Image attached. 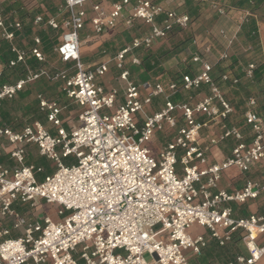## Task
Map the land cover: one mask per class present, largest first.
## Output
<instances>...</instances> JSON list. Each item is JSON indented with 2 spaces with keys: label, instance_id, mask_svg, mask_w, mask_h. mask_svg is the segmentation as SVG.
<instances>
[{
  "label": "built area",
  "instance_id": "obj_1",
  "mask_svg": "<svg viewBox=\"0 0 264 264\" xmlns=\"http://www.w3.org/2000/svg\"><path fill=\"white\" fill-rule=\"evenodd\" d=\"M194 1L206 2L219 17L238 11L227 0ZM238 13L241 23L251 16L246 10ZM57 16L59 20L35 16L32 26L60 32L54 52L67 67L33 71L30 58L39 64L46 62L39 50L40 37L32 38L28 50L18 48L14 41L21 22L7 20L0 13V38L12 55L7 61L0 59V80L7 69L17 65L24 73L12 84L0 82V106L44 77L61 81L66 98L82 108L77 126L67 131L62 127L61 107L39 95V108L56 129L55 136L39 122L18 131L0 127V137L6 140L9 158L15 163L12 169L0 163V219L20 233L10 237L9 228L0 224V264H189L187 252L200 256L207 246L202 236L192 238L187 233L193 224L205 228L219 246L231 242L233 236L243 242L247 255H238L228 264L257 263L264 256V215L236 217L229 204L256 200L264 193V178L245 180L233 192L218 189V183L230 167L244 174L264 163V118L252 109L250 98L242 115L250 138L244 140L239 128L227 126L233 108L211 76L212 65L207 60L211 42L193 39L195 74H181L166 87L156 81L136 84L125 69L127 54L150 48L176 29L186 28L187 14L165 9L154 0H64ZM136 22L148 26L149 33L134 37L114 57L117 79L124 85L120 102L116 89L107 90L97 83L107 72L108 62L82 63L80 33L88 26L97 37L119 28L129 30ZM219 35L225 46L218 60L226 64L235 39L227 38L222 29ZM131 63L139 65L140 61L134 57ZM253 70L254 65L248 64L244 79L251 80ZM219 81L237 83L229 71ZM202 86L208 94L194 105L169 99L179 91H196ZM159 96L164 97L162 107L145 116L144 107ZM211 125H217L220 132L209 134V145L228 138L236 144L225 160L207 165V147L200 143V132ZM166 129L173 132V138L154 156L148 143ZM31 145L55 166L42 181L36 178L42 169L24 163L25 148ZM68 158V163L61 161ZM36 199L55 205L60 221L52 222L46 216L30 220L14 208L32 207ZM260 237L262 242H258ZM144 254L152 260L145 261Z\"/></svg>",
  "mask_w": 264,
  "mask_h": 264
},
{
  "label": "crops",
  "instance_id": "obj_2",
  "mask_svg": "<svg viewBox=\"0 0 264 264\" xmlns=\"http://www.w3.org/2000/svg\"><path fill=\"white\" fill-rule=\"evenodd\" d=\"M155 2H157V1H155ZM63 3H64V0L61 3H58L57 5L60 6V5H63ZM157 3H161V2L158 1ZM161 5L163 6V4H161ZM200 5L203 6V5H208V4H205L204 2H199L198 6L200 7ZM18 6H20V2H18V1H17V3H15V0H0V13H2V15H4V17L7 20H11V21L12 20H18L21 22L22 29L19 32H16V37H15L14 42L18 48L28 50L33 45L32 38L34 36L40 37L38 34H36L32 30V29L38 28V27L32 26V21L35 18V16L40 15L43 17L44 20H46L48 18L57 19V17L55 14L53 15V14L45 11L46 8H43L44 5H41V7L43 9L41 14H39L37 12H33V13L31 12V14H30L31 20L29 19V21H27V19H25V18L23 19L24 21L19 20L18 19L19 15L21 13H26V12H25V10L18 11V12L15 11V9ZM163 7L165 9L175 11L171 8H166L165 5ZM57 8H56V11H57ZM175 12L179 13L178 11H175ZM12 13H13V15H12ZM179 14H185V13H179ZM238 15H239L238 11H228L225 16L218 17L212 26L214 29L221 28V26L224 27V28H222V30L225 31L227 38H233L234 37V39L236 40L237 34L240 32V27L243 24L239 21ZM57 20H59V19H57ZM27 22L30 23V27H29V29H26V31H25L24 27L25 26L27 27ZM252 22L254 23V25L256 27L257 36H258V40H259V56L264 58V21H262L261 19H259L257 17L255 19H253ZM139 27L143 28V30H141L140 33L138 31H136L137 28H139ZM133 28H135V29H133ZM43 29H47L51 32H54V31H52L46 27H43ZM30 31H32L33 33ZM125 32H130L129 40H126L122 36ZM89 33H91V32H90L89 27L87 26L80 33V40H81V38L84 39V37L87 38ZM148 33H149V27L148 26L143 25L139 22H136L135 25L129 30H123L122 28H119V29H116L114 31H109V32H106L105 34L101 35L100 39H102V40H100V42H98V43H94L92 45L90 44L89 45L90 50H87V54L82 52V49L80 46V58H81L82 63L85 64L86 66H92L93 64H97L100 62H108L107 72L101 78L97 79V83L100 84L101 86H103L107 90L108 89L109 90L110 89H116L118 92V97H119L120 102H122L124 85L122 82H120L117 79L118 70L115 68L114 57L116 56V54L120 50H122L125 46L129 45L131 40L134 37L146 36ZM28 34H31L30 38L27 37ZM89 38H90L89 41H92L93 38H95V37H89ZM196 39L197 40H204V39L207 40L208 39L210 42V39L208 36L196 38ZM40 40H41V44L39 46V50L45 56L46 62L44 65H41L43 63L39 64L34 59L30 58L28 60V64L30 65V67L33 71L37 70L38 68L49 69L51 67L49 65L51 63H53V61L48 60L47 54L43 49L41 37H40ZM3 43L7 47V51H8L7 52L8 56L6 59L9 60L12 58V55L10 54V52L8 50L7 43L4 41H3ZM57 44H58V42L55 43V45H53V47H52V52L54 53L55 59L58 58L57 54L54 52V47ZM97 44L101 45L100 46L101 49L98 50L99 53L94 52V51H96L94 48L97 46ZM195 51H196V49L194 50V52ZM164 52H167V51H166V48L162 46V47L158 48V50L155 53H153L154 54L153 57L156 58L158 55H160ZM194 52L189 53L190 63H191V57H192ZM137 53H138L137 50H134L132 53L127 54V56L125 58V69L129 72L130 80L136 84H141V83L148 82V81H156V82H159L163 86L166 87L167 84L171 80L170 79L164 80L165 79L164 77L156 76V74H155L156 70L155 69L156 68L159 69L160 67L161 68L164 67V69H166L165 68V67H167V66H165L166 64L169 67H173L174 69H177L176 60H174V58L168 59L167 60L168 63H162L160 60H158L157 67H155L150 72H144V67L141 64V58H140L141 56L140 57L137 56ZM110 56H112V57L110 58ZM0 57H1V55H0ZM134 57L139 59V61H140L139 65H133L131 63V59ZM152 63L153 62H151V64ZM61 65H62V67H60V68L67 67L66 65H63V64H61ZM162 65H163V67H162ZM191 65H192L191 68L195 69L194 64L191 63ZM110 71H112L111 76H109ZM161 72H163V71L161 70ZM134 73L137 75V79L134 78V76H133ZM167 73H168V71H167ZM8 74L13 75L12 81H9L6 79ZM23 76H24V73H23L22 66L17 65L13 69H7L4 72V75L1 78L3 81L1 83L12 84V83L16 82L18 79L22 78ZM62 87H63V83L61 81H53V80L46 79L44 77H41V78L37 79L36 81H34L30 84H27L25 86V88L22 91H20L19 93H17V95L14 98L3 101V102H6L7 105H9V107H10V111L8 113L9 121L7 124L4 122L3 123L0 122L1 123L0 127H5V128L12 129L14 131H18L23 126H25L27 124H33L34 122H39L43 125L45 130L50 135L55 136L56 135V129L46 120L45 112H42L39 108V100H38L39 95L42 96L43 99H45L47 101H53L61 107L62 110H61V114H60V119L62 121V127L65 130L69 131L73 127H76L77 126V117L80 114V112L82 111V108L79 107L78 105H76L75 103H73L68 98H66V96L62 90ZM203 90L207 91L206 86H202L200 90L189 91V93L194 94V98L192 101L193 103L195 101L201 100L204 96H206L208 94V91L206 93ZM182 92H186V91H179L178 93L171 95L169 97V99L173 103H179V104L182 102H189L190 97L184 98V97L180 96V93H182ZM224 93H227V91L223 92V94ZM15 98L17 100H13ZM2 103H1V106H2ZM163 103H164V97L163 96H159V97L155 98L150 105L144 107V115L148 116V115L152 114L153 112L157 111L158 109H160L162 107ZM185 104H188V103H185ZM1 106H0V108H1ZM246 106H247V102H245V107ZM19 109L21 111H24V113H26V114L28 113V111H31V114L23 122H20V124H16V120H18L20 118V110ZM236 118L237 117L235 116V111L233 109L232 114L228 117V119L225 121V123L227 124V126H235L238 128L237 124L233 125L234 123H236ZM240 118L242 119V116H240ZM204 119H205L204 117L199 118V120H204ZM46 123H48L50 126H48ZM242 125H244L243 119H242ZM239 130L242 133L244 140L247 141L250 138V130L246 133V135L243 134L240 127H239ZM165 132H167L171 135L170 139L167 142L163 143V145L160 149H158V150L150 149L152 155L156 156V154H158V152L168 142H170L172 140L173 132L171 130H167V129H166V131H163V133H165ZM206 132H210L211 134L218 135L220 132V128L217 125H211L208 130H202L200 132V143L204 148L207 147V149L205 151L207 165L220 163L223 160H225L227 157H229V155L232 151V148L236 144V141L232 138L222 140V141L218 142L217 145L212 146L213 148L211 150L210 149L211 145H209V143H208L210 137L208 136V139L205 138ZM160 133H162V132L155 133L150 142L154 141V142H156V144H158V142L156 140V138H157L156 136ZM156 146L157 145H155L154 147H156ZM8 152H9V146L6 143V140L4 138L0 137V163L3 164L6 168L12 169L15 166V163L13 160H11L9 158ZM25 153H26L25 162H24L25 165H34L35 167H38L41 169L44 167L42 169V172H44L45 166L36 165L38 158H43V157L38 155L36 147L32 146V145L27 146L25 148ZM49 168H51V167L49 166ZM42 172H40V173H42ZM53 172L54 171H52V173ZM52 173H50L49 175H51ZM39 174H36V178L38 181H42V180H39L37 177ZM241 174H242L241 176L236 177L234 175L225 176L223 173L221 176V179H220V184L222 186H224L223 188L228 189L227 190L228 192H233V191L239 190L242 187L245 180L249 179V180H254V181H262L264 178V163H259L250 172L244 173V174L241 173ZM49 175H46V176H49ZM218 189H220V188L218 187ZM229 205L231 207H233V213H234V216H236V217H246L250 214L264 215V193L262 192L256 200L248 201L246 204H243V205L229 204ZM27 206L28 205H15L14 208H15V210H16V208H19L20 209L19 213H21L22 215L25 216L24 211H25V208ZM41 217H37V218H41ZM25 218H28V217L25 216ZM30 220H32V219H30ZM0 224L9 228L10 237H16L20 234L19 231L13 230L11 228V225L9 222L2 221L0 219ZM13 232H15L14 235H13ZM189 236L192 238H195L197 236H202L207 241V246L201 250L200 256H195L191 252H187L189 264H228V263H233L235 261L236 256H238V255H242V256L247 255V252H246V249L244 247L243 242L240 241L237 236H233V240L231 242L227 243L225 246H219L215 240H212L210 235H209V232L206 229H205V232L203 231V232L195 234V235L189 234ZM258 242H262L261 237L258 238ZM255 264H264V256Z\"/></svg>",
  "mask_w": 264,
  "mask_h": 264
},
{
  "label": "rangeland",
  "instance_id": "obj_3",
  "mask_svg": "<svg viewBox=\"0 0 264 264\" xmlns=\"http://www.w3.org/2000/svg\"><path fill=\"white\" fill-rule=\"evenodd\" d=\"M17 1L20 2V6H23L25 12L27 13V16H26L27 21H29V19L31 20L30 14H31V12L32 13L35 12L33 10V7L35 4H37L35 2V0H17ZM39 1L40 0H37V2H39ZM154 1H157V2L160 1L161 2L160 4H163V6L165 5L166 8H171L175 11H178L179 13H186L188 7H190L187 4H185L184 0H154ZM207 1H209V0H207ZM218 1H222V0H218ZM58 3H61V1L60 0H45L44 6H45L48 13H51L53 15L55 14L56 17H58L57 11H56V8L58 7V5H57ZM204 3L207 4L206 2H204ZM210 8L211 7L209 5H203V6L200 5V7L193 13V15H191L190 22L188 23L186 28L176 29L171 34H169V36L166 39L160 40V41H155L151 45V47L149 48V51L152 53H155L158 50V48H160L162 46L166 48L167 52H164V53L157 56V57H159V60L162 63H168L167 60L173 59V58L177 62V64H176L177 69H174L173 67H169L167 64L165 65V66H167V67H165L166 69H164L163 65H162L163 68H161V67L159 69L156 68L155 69L156 70L155 71L156 76L164 77L165 78L164 80H169V79L172 80V79H175L176 73H178L182 68L191 67L192 62L190 63L189 53H192L195 50L191 40L196 39V38H201V37H205V36L209 37L210 42H211V52H210L209 56L207 57V60L211 63H215L217 61L219 54L221 52H223L224 46H225L224 40L219 35V30L224 28V27L221 26V28H218V29L213 28L212 25L215 22V20L219 17V15L216 14L215 11L212 10V8L211 9ZM133 29H135V28H133ZM32 30L36 34H38V32H39V33H42L41 35H47V36H50V35L55 33V32H51L47 29H43L42 26L38 27L37 29L35 28ZM141 30H143V28L139 27V28H137L136 31H138L140 33ZM30 32H32V31H30ZM30 36H31V34H28L27 37L30 38ZM122 36L126 40H129L130 32H125ZM89 37H93L92 33H89L87 38H85V37H84V39L81 38V41H82L81 42V49H82V52L86 53V54H87V50H90L89 49L90 44L92 45V44L98 43V42H100V40H102V39H100V36H97V38L95 37V38H93L92 41H89L90 40ZM100 46L101 45L97 44V46L94 48L96 51H94V52L99 53L98 50L101 49ZM238 46L240 49L239 53L234 51V49H232V48L229 49V53L232 54V52L233 53L235 52V54H237V56L239 58H244V60L249 61L250 58H252V54L246 53L244 51L245 49L243 50L244 46L242 45V38L238 39ZM43 49L47 54L48 60L53 61V63H51L49 65V66H51L50 68L52 70L54 68L59 69L60 67H62V65L58 62V58L55 59V56H54V53L52 52L51 46H44ZM7 52H8L7 47L5 46V44L3 43V41L0 38V55L1 56H8ZM142 53H144V52L143 51L138 52L137 56H142L143 55ZM111 57L112 56H110V58ZM224 66H226L225 63H219V66L215 65L213 72H212V76L215 79L219 77L220 72H221L220 70ZM194 68H196V65H194ZM161 70L163 72H161ZM167 71H168V73H167ZM111 74H112V71H110L109 76H111ZM133 76L135 79H137V75L135 73L133 74ZM6 79L9 81H12L13 75L8 74ZM203 91L207 93V91H205V90H203ZM180 96H182L184 98L190 97L189 102H182V103H188L189 105H194L197 102V101H195L194 103L192 102L193 98H194V94L189 93V91L180 93ZM13 100H17V99L15 98ZM25 114L26 113H24V111L20 110V118L18 120H16V124H20V122H23L26 118H28V116L31 114V111H28V113L26 115ZM235 116L237 117L236 122L242 123L241 122L242 119L240 118V116L239 115H235ZM46 124L48 126H50L48 123H46ZM242 130H243L242 131L243 134L246 135L247 129L246 130L242 129ZM160 134H158L156 136L157 137L156 140H157L158 144H156V142H154V141L148 143L149 149H154V150L160 149L162 147L163 143L167 142L171 137V135L167 132H165V133L162 132ZM209 134H210V132H206V134H205L206 139H208ZM155 145H157V146L154 147ZM213 146H215V145H213ZM212 148L213 147L211 146L210 149L212 150ZM61 161L63 163H68L71 161V158L61 159ZM36 165L45 166L44 172L40 173L37 176L39 180H43L46 175H49L50 173H52V171L55 170V166L53 165V163L44 157L38 158ZM49 166L51 168H49ZM177 168L179 170L180 166L178 165ZM224 175L225 176L234 175L236 177H239L242 174L240 173V171L237 168L230 167L224 171ZM218 187L221 190H226V191L228 190V189L223 188L224 186H222L220 184V181L218 183ZM56 209L57 208L55 205L46 204V203L42 202L41 200L36 199L35 205L32 207L27 206L25 208L24 212H25V216H27L30 219H34V218L42 216L41 218H39V220H42V218L44 216H46L52 222H58V221H60V218L57 216ZM16 211L19 212L20 209L16 208ZM203 231L205 232V228L201 229V227H199L198 225L193 224L188 229L187 233L191 234V235H195V234L201 233ZM14 233L15 232H13V235H14ZM143 258L147 262L152 260V258L148 254H144Z\"/></svg>",
  "mask_w": 264,
  "mask_h": 264
},
{
  "label": "trees",
  "instance_id": "obj_4",
  "mask_svg": "<svg viewBox=\"0 0 264 264\" xmlns=\"http://www.w3.org/2000/svg\"><path fill=\"white\" fill-rule=\"evenodd\" d=\"M45 0H40L35 2L37 4L34 5L33 10L39 14L42 13L43 9L41 5H44ZM63 0H61L62 2ZM185 4H187V15L189 16V22L191 15L199 8L198 4L199 2H196L194 0H184ZM209 1H215V2H221L218 0H209ZM15 3L17 1L15 0ZM227 4L229 7H232L235 10H246L248 11L251 16L247 17L246 22H244L240 27V32L237 34V39L234 40L231 48L234 49L237 53L240 52L239 46H238V39L242 38V45L244 46L243 50L248 53L252 54V58H250L249 61L244 60V58H239L235 52L232 54L229 53L228 62L226 63V66L221 68L220 75L225 72L229 71L231 75L237 79L236 84H232L231 82H225L221 83L220 75L218 78H214L212 76L213 69L215 65L219 66V63H222L218 60L215 63H211L212 65V72L211 76L213 78V81L217 83L223 92L227 91V93H224V97L226 100L230 103V105L233 107L235 111V115L242 116L245 112V102L248 101V99L252 98L254 100V106L252 109L261 117L264 118V58L259 56V40L257 36V31L254 23L252 22L253 19L259 18L262 21H264V0H227ZM193 6V7H192ZM45 8V6L43 7ZM24 10L23 6H18L15 11H22ZM45 11H47L45 9ZM185 13V14H186ZM13 15V13H12ZM27 13H21L18 17L19 20L26 19ZM24 21V20H23ZM26 21V20H25ZM27 22V27L25 26L24 29H29L30 23ZM42 33L38 32V35L42 39V44L44 46H51L55 45V43L58 42V37L60 32H56L50 36L47 35H41ZM169 36V35H168ZM190 39V38H189ZM188 39V40H189ZM3 41V40H2ZM193 39L191 40V42ZM194 46V45H193ZM230 48V49H231ZM194 49L196 47L194 46ZM9 50V49H8ZM143 51V55L141 58V64L144 67V72H150L155 67H157L159 57L154 58L153 53L149 51V48H142L138 49L137 52ZM195 53V52H194ZM193 53V54H194ZM193 56V55H192ZM219 57V56H218ZM2 61H6L7 56H1L0 57ZM192 58V57H191ZM151 62H153L151 64ZM254 65V70L252 71V79L246 80L244 79V71L248 64ZM45 63L41 64L44 65ZM193 64V63H192ZM197 66L195 69H192L191 67L182 68L178 73H176V77L173 80H176L179 78L181 74H195L197 70ZM3 80L1 79L0 82ZM247 100V101H246ZM10 111L9 105H7L6 102L2 103V106L0 108V122L1 123H8L9 117L8 113ZM242 122V121H241ZM0 123V124H1ZM240 123V122H239ZM234 123L233 125H238V128L240 127L241 131L242 129L246 130L247 132L250 130L248 126L242 125V123Z\"/></svg>",
  "mask_w": 264,
  "mask_h": 264
}]
</instances>
